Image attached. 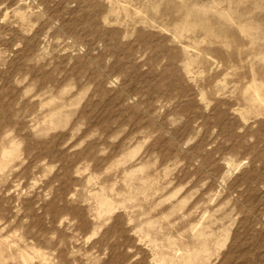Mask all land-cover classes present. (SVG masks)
Instances as JSON below:
<instances>
[{
    "label": "rangeland",
    "instance_id": "rangeland-1",
    "mask_svg": "<svg viewBox=\"0 0 264 264\" xmlns=\"http://www.w3.org/2000/svg\"><path fill=\"white\" fill-rule=\"evenodd\" d=\"M0 264H264V0H0Z\"/></svg>",
    "mask_w": 264,
    "mask_h": 264
}]
</instances>
